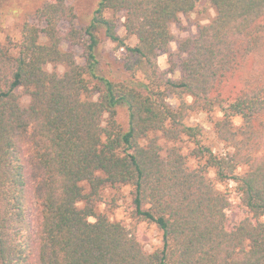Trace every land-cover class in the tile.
Listing matches in <instances>:
<instances>
[{"label":"trees","instance_id":"obj_1","mask_svg":"<svg viewBox=\"0 0 264 264\" xmlns=\"http://www.w3.org/2000/svg\"><path fill=\"white\" fill-rule=\"evenodd\" d=\"M200 1L213 19L178 40L176 63L160 71L172 24ZM75 18L66 0H46L19 25L18 44H0V264H264V0H97L86 25ZM105 40L121 60L99 55ZM215 109L225 155L187 124ZM210 170L249 215L230 229ZM123 186L131 217L160 232L152 252L136 227L96 212L104 189Z\"/></svg>","mask_w":264,"mask_h":264},{"label":"rangeland","instance_id":"obj_2","mask_svg":"<svg viewBox=\"0 0 264 264\" xmlns=\"http://www.w3.org/2000/svg\"><path fill=\"white\" fill-rule=\"evenodd\" d=\"M46 0H0V44L5 45L10 40L12 43L18 44L20 41L19 25L24 21H32L33 12ZM69 6H72L76 18L73 22V26L78 28L86 25L90 19L91 13L96 6L97 0H66ZM109 17L111 15H108ZM214 17V10H212L205 2L200 1L196 7L194 13L180 16L176 22L171 26V31L174 37V41L170 43L169 50L172 54L169 57L167 54L159 53L157 56V65L160 71L167 72L172 63H176V52L178 40L182 38H194L197 36L199 29L206 26ZM124 19L122 15L116 16V31L120 37L125 38L123 29ZM40 28L42 26H39ZM128 44H135L134 38H129L126 41ZM71 50L74 52L75 60L78 64H83L82 51L73 47ZM99 55L105 57V62H112L113 59L121 60L123 51L119 50L116 45L111 44L108 41H103L99 49ZM258 68L257 65L255 66ZM49 70H57L62 73L63 67L61 66H49ZM255 71L253 67L251 69H243L242 76L246 77L249 73ZM169 77L178 78L179 73L174 75L169 74ZM239 80H236V84ZM233 83V82H232ZM231 94L226 97L233 96L236 92V86L231 85ZM230 88V89H231ZM17 94L21 100V104L26 106L29 102V98L25 94L24 90L18 89ZM190 101V99H187ZM169 105L175 107L176 100L169 98L167 100ZM221 118V113L218 110L211 112H195L190 114L187 119V124L190 126H197L201 131L202 143L209 146L217 155H225L231 152V148L227 144L218 140L214 133V123ZM234 126L241 125L239 118L233 119ZM182 152L186 155L190 153L192 145L187 141L183 142ZM190 165L195 167L197 162L190 159ZM246 171V167H241L237 170L238 173ZM209 178L214 181V188L224 195L228 200L229 206L226 211L227 228H231L233 225L238 224L246 217L248 213L241 207L239 196L236 193L235 186L231 181L218 182L215 181V174L213 170L209 171ZM86 186V185H85ZM131 205V188L127 186L106 188L102 191L100 201L96 204V212L101 215H105L110 221L120 223L124 227L131 229L136 227L139 233V241L143 249L147 252H152L161 246V235L153 224L147 222H137L130 215ZM91 221H93L91 219Z\"/></svg>","mask_w":264,"mask_h":264}]
</instances>
